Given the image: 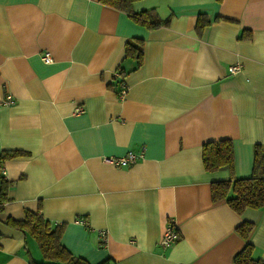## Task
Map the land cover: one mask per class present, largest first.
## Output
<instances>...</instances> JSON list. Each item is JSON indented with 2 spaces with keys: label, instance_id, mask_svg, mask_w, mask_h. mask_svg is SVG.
I'll return each mask as SVG.
<instances>
[{
  "label": "crops",
  "instance_id": "1",
  "mask_svg": "<svg viewBox=\"0 0 264 264\" xmlns=\"http://www.w3.org/2000/svg\"><path fill=\"white\" fill-rule=\"evenodd\" d=\"M132 9L167 22L146 27L100 0H0V264L43 261L17 225L26 213L62 224L61 244L89 264H233L248 241L264 261V207L211 197L264 150V0ZM132 39L139 60L125 55ZM225 138L232 169L205 170L203 143ZM140 148L129 166L102 159ZM168 221L178 238L163 246Z\"/></svg>",
  "mask_w": 264,
  "mask_h": 264
},
{
  "label": "trees",
  "instance_id": "2",
  "mask_svg": "<svg viewBox=\"0 0 264 264\" xmlns=\"http://www.w3.org/2000/svg\"><path fill=\"white\" fill-rule=\"evenodd\" d=\"M102 3L123 10L132 16L138 23L146 27H158L166 24L150 10L133 11L132 3L135 0H100ZM202 23L200 22V26ZM141 41L138 39L127 40L125 55L139 60L141 56ZM5 153L0 154L3 158ZM202 163L207 171L216 170L222 166L232 169L234 163L233 143L231 139L207 141L202 145ZM5 182L2 180V184ZM211 197L213 200L225 199L236 211L245 207H264V150L259 144L254 146L251 174L243 178H229L211 183ZM25 226L29 234L36 240L42 253V262L31 264H89L84 258L73 256L60 242L63 229L62 224L52 225L40 213H26L24 219L18 222ZM253 224L242 222L236 230L243 237H248ZM253 245H245L233 256V264H264L259 258L252 255Z\"/></svg>",
  "mask_w": 264,
  "mask_h": 264
},
{
  "label": "built area",
  "instance_id": "3",
  "mask_svg": "<svg viewBox=\"0 0 264 264\" xmlns=\"http://www.w3.org/2000/svg\"><path fill=\"white\" fill-rule=\"evenodd\" d=\"M41 59L42 61H44L45 63H50L52 62V57L51 54L47 51H44L41 53ZM240 69V65L238 64H232L228 67V70L230 73H235L237 71H239ZM117 76H119V74H117ZM125 90V84L123 81H120V93L123 94ZM14 101V99H12L11 95H6L3 99H2V103L4 104H9L12 103ZM76 113L81 112V108L77 107L75 109ZM143 155V149L140 148L139 152H133V151H128L126 154L121 155V156H104L102 157V159L106 162L112 163L113 165H117V166H129L131 164H133L136 160H138V158L142 157ZM0 173L3 177H5L6 175V171L5 169L0 166ZM2 200H0V207L2 205ZM105 231L101 230L100 231V235L101 238L103 240V238L105 237ZM178 238V233H177V229L175 224L172 221H168L167 223V229L163 235V237L160 239V244L163 246H170L174 241H176V239ZM0 244H1V235H0Z\"/></svg>",
  "mask_w": 264,
  "mask_h": 264
}]
</instances>
